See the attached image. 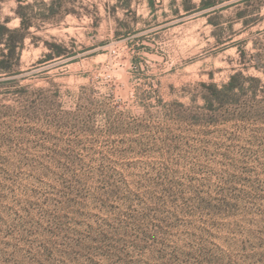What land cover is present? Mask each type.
<instances>
[{"label":"rangeland","instance_id":"obj_1","mask_svg":"<svg viewBox=\"0 0 264 264\" xmlns=\"http://www.w3.org/2000/svg\"><path fill=\"white\" fill-rule=\"evenodd\" d=\"M18 12L0 264H264V0H0Z\"/></svg>","mask_w":264,"mask_h":264},{"label":"trees","instance_id":"obj_2","mask_svg":"<svg viewBox=\"0 0 264 264\" xmlns=\"http://www.w3.org/2000/svg\"><path fill=\"white\" fill-rule=\"evenodd\" d=\"M19 2H27V0H18ZM53 6L56 5V3H52ZM30 6L28 3L25 7ZM214 4L212 3H205L203 8H210L213 7ZM23 6L20 4L19 9ZM20 26L16 28H10L7 25L8 20L5 22H0V44L4 46V48L0 49V70L4 72H8V66L6 65V58L9 56L8 54L15 50L17 46H21L24 44V41L26 39L27 32L30 30V27L32 26L31 20L27 18L26 16L20 14ZM58 55H61V52H58ZM254 67L262 71L264 73V64L261 62H257ZM243 76L242 73L240 74H234L231 76L230 81L226 84H223L221 87H219L216 83H211L209 85L203 84L208 89H212L213 93L212 96H204L205 101V108L209 110H216V106H222L224 104L223 102V96L231 95L235 93V90L240 87L239 84V77ZM244 77V76H243ZM264 88V86H263ZM264 92V90H263Z\"/></svg>","mask_w":264,"mask_h":264}]
</instances>
